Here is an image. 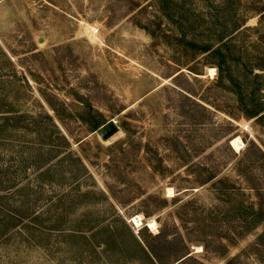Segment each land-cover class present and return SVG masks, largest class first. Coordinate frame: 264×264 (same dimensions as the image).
<instances>
[{
	"label": "rangeland",
	"instance_id": "1",
	"mask_svg": "<svg viewBox=\"0 0 264 264\" xmlns=\"http://www.w3.org/2000/svg\"><path fill=\"white\" fill-rule=\"evenodd\" d=\"M0 106V264H264V0H0Z\"/></svg>",
	"mask_w": 264,
	"mask_h": 264
},
{
	"label": "trees",
	"instance_id": "2",
	"mask_svg": "<svg viewBox=\"0 0 264 264\" xmlns=\"http://www.w3.org/2000/svg\"><path fill=\"white\" fill-rule=\"evenodd\" d=\"M208 50V49H206ZM241 97L244 96L243 94L240 95ZM243 99V98H242ZM243 101V100H242ZM247 109V107H246ZM250 117L256 118V120L258 122H260V124L264 125V109L262 108H253L252 110H248ZM12 110L8 107H4V106H0V120H4L7 126H9L10 124V119L12 118L11 115ZM46 151H48L45 155L42 154L39 157L36 158L34 165L35 171H37V175H38V179L44 183V180L46 179L45 176L47 174H49L52 171L57 170L58 166L60 163H58L57 165H54L53 162L56 159V157H58V155H54V152H58V150H56V148H54L53 144H50L49 147H47ZM80 161V160H79ZM53 164V165H52ZM82 167L85 168V170L87 171V168L84 164H82ZM7 180V184L6 186H3L4 188H11V181H13V179L9 176L7 178H5ZM4 180V179H3ZM4 181L1 180L0 178V183H2ZM1 187V186H0ZM10 222L11 223V227H17L18 225L23 224L27 218H25L23 215L19 214L18 212H15L14 215H8ZM26 219V220H25ZM21 223V224H20Z\"/></svg>",
	"mask_w": 264,
	"mask_h": 264
},
{
	"label": "water",
	"instance_id": "3",
	"mask_svg": "<svg viewBox=\"0 0 264 264\" xmlns=\"http://www.w3.org/2000/svg\"><path fill=\"white\" fill-rule=\"evenodd\" d=\"M119 126L116 121L112 120L107 122L106 124L102 125L97 132L99 135L104 139L107 140L111 138L113 135L118 133Z\"/></svg>",
	"mask_w": 264,
	"mask_h": 264
},
{
	"label": "bare ground",
	"instance_id": "4",
	"mask_svg": "<svg viewBox=\"0 0 264 264\" xmlns=\"http://www.w3.org/2000/svg\"><path fill=\"white\" fill-rule=\"evenodd\" d=\"M214 70V69H213ZM234 144H235V146L237 147V148H240V145L236 142V141H234ZM233 146V145H232ZM234 147V146H233ZM170 189V188H169ZM170 192L172 193V194H174V192H173V189H170ZM142 220H143V218H142V216L141 215H138V216H135V217H133V222H135L136 223V226H141V224H143L142 223ZM157 225V223L155 222V221H151L150 220V222H148V226L150 227V228H154L155 226ZM139 226V227H140Z\"/></svg>",
	"mask_w": 264,
	"mask_h": 264
}]
</instances>
